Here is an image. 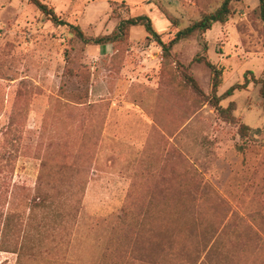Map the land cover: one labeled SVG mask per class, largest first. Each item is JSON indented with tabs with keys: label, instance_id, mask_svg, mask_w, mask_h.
<instances>
[{
	"label": "rangeland",
	"instance_id": "rangeland-1",
	"mask_svg": "<svg viewBox=\"0 0 264 264\" xmlns=\"http://www.w3.org/2000/svg\"><path fill=\"white\" fill-rule=\"evenodd\" d=\"M42 1L90 37L149 15L166 43L223 2ZM231 7L204 34L218 95L246 83L221 101L229 121L199 34L165 58L142 26L86 44L30 0H0V264H185L181 250L214 244L223 264H264V21L259 0Z\"/></svg>",
	"mask_w": 264,
	"mask_h": 264
},
{
	"label": "trees",
	"instance_id": "trees-1",
	"mask_svg": "<svg viewBox=\"0 0 264 264\" xmlns=\"http://www.w3.org/2000/svg\"><path fill=\"white\" fill-rule=\"evenodd\" d=\"M233 1H242V0H223L222 4L216 10L203 15V17L200 20L178 31L176 33V36L170 42L166 43L162 39L161 35L156 31L152 18L146 14H141L138 16H131L129 18L121 19L111 34L90 37L87 34H85V32L82 30V28L79 25L70 24L61 17H59L55 13V11L49 8V6L46 3H44L42 0H30V2L33 3L35 6H37V8L43 14H45L55 25L57 26L68 25L70 27V32L72 33V35H74L76 38H78L79 40H81L86 44L119 43L124 41L128 37L132 27L142 26L145 28L148 35L151 36L159 45H161L163 49L164 57L169 58L171 55L172 48L174 47L175 44H177L179 41L183 39L189 38L195 34H199L202 37L201 44H202L203 53L197 54L194 58V61L203 62L211 69L213 73L212 76L213 93L212 96H209L208 101L216 109V111L223 119L229 121L234 119V115H233L234 107L233 105H230L228 107H223L221 105V101L224 98L233 95L236 90H242L246 88V83L234 84L224 93V95H218L219 88L223 84V69L218 68L216 65H214L207 56L208 44L204 38V34L207 31L211 30L216 23L224 24L229 20V17L232 13L231 6ZM259 2H260L261 18L264 21V0H259ZM187 80L199 94L203 95V90L200 88L199 84L193 77L188 76ZM253 80H256L255 81L256 83L261 84V94L264 97V79L258 80L254 78ZM250 130L251 129L248 125L242 124L239 129V133L241 134L242 137H246ZM240 148H242V146H240ZM59 216L60 215L56 217L57 220H59ZM4 236H5L4 240H6L8 238L7 234H5ZM3 242H5V244H8V240ZM3 250L15 253L18 251V248L14 247L13 249H3ZM184 250H181L177 254L180 256L182 255L186 256L185 264H223L221 263L220 250L216 246V244H214L213 246L211 245L208 249H206V253L202 256L200 251H202L203 248L201 249L200 246L197 247L195 249V252L196 254L200 252V255L198 257L196 256L195 253L185 254ZM101 264H122V262L115 263L111 261L110 262L104 261ZM123 264H129V263L124 262ZM131 264H136V263H131Z\"/></svg>",
	"mask_w": 264,
	"mask_h": 264
}]
</instances>
